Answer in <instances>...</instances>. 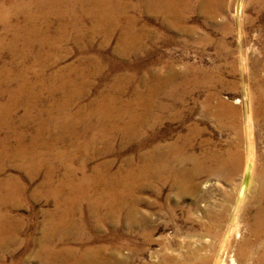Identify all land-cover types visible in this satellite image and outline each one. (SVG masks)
Wrapping results in <instances>:
<instances>
[{
    "label": "rangeland",
    "instance_id": "rangeland-1",
    "mask_svg": "<svg viewBox=\"0 0 264 264\" xmlns=\"http://www.w3.org/2000/svg\"><path fill=\"white\" fill-rule=\"evenodd\" d=\"M25 1L17 0L15 4L20 6ZM143 1L145 0H123L121 3L124 7L121 9L125 12L120 19L127 21L129 17H135L138 36L144 30L150 33L149 36L146 35L145 41H141L143 49L129 53L128 56L117 51L120 31L107 44L102 43V34H96L92 44H87L85 40L77 44L73 37L81 34L73 31L70 26L62 33L55 16L57 11L48 12L52 21L50 31L46 34L47 30L42 27L39 33L48 35V42L57 48L56 53L61 59L50 65L41 77H37L34 71L24 74L27 83L36 87L32 94L39 96L42 102L31 110L29 116L25 113V101L18 99L21 100L20 104L10 117L13 119L10 125L12 127L1 124L0 129V138L14 133L13 137L8 142L3 140L6 141L3 144L0 142V150L15 147L16 131L24 133V144L35 133L38 109L46 117L44 110L54 102L46 87L52 85L56 88L58 78L69 74L66 70L58 69L63 64H75L83 57L100 56L103 59V71L92 75L94 83L76 104H93L99 90L111 85L115 76L129 78L124 74L131 73L134 77L131 83L141 77L150 81L151 70L165 75L169 72V67H173L177 72L170 75L171 82H179L184 78L188 80L184 88L180 87L176 91L180 96L179 100L175 101L167 95L170 93L167 84L162 87L159 99L153 109H150L152 115L160 114L156 123L147 127L142 136L125 142L117 133L114 134L112 151H104L102 143L97 140L95 150L91 147L87 149V153H100L89 159L85 172L91 174L93 165L110 161L109 169L116 175L115 172H124L129 166H141L143 161L140 155L147 154L151 147H165L172 143H179L177 145L182 152L175 151L178 156L187 158L183 163L186 169L193 167L195 163L192 159L202 158L204 152L213 151L222 157L226 150L242 155L240 168L233 172L224 168L200 170L191 177L193 187L174 182L173 179H179L180 175L166 168L150 180L145 177L136 178L133 183H123L118 188L126 192L128 197L120 207L117 205L119 211L115 222L89 217L87 203L83 201L79 205L81 209L76 207L79 211L74 214L68 236L61 242L57 239V233L51 238L55 239L53 242L59 248H71L74 254L85 248L95 249L98 245L110 242L124 246L121 254L132 252L128 248L130 246L137 247L133 261L136 263L157 264L163 256L168 255L176 258L179 255L189 257V251L194 257L197 245L211 243L216 249L213 255L219 251L220 258L223 257L221 264H264L260 260L264 250V170H260L264 168V0H220L219 8L212 17L199 6L203 0H189V6L184 12V24L189 30L167 28L157 16L143 11ZM64 4L59 2L48 5L59 8L58 12H63V7L70 9L74 6V11L82 13L85 10L82 6L86 7L67 1ZM38 5L39 9H45L42 4ZM34 9L33 12L36 13L35 6ZM63 14L68 17L66 12L60 15ZM12 15L7 14L10 18L14 17ZM18 15L23 18V13ZM119 23L117 29L121 21ZM1 29L0 27V66L13 65L9 76L12 79L6 81L0 78V85L8 90L16 88L23 80V77L16 76V69L22 64L29 65L33 70H37L39 66L34 63L32 54L24 58L14 57V49L9 42H14L15 49L20 50L25 49L26 44L21 36L10 41L12 33L9 32L4 37ZM20 32L19 34H23L22 30ZM65 35L67 36L64 37ZM45 49L48 51L49 48ZM54 73L59 74L57 80L42 78ZM37 80H42L41 84ZM132 88L133 84H129L121 98L132 96ZM7 90L0 95L1 101L8 99ZM61 94V90L54 89L53 95L59 97ZM165 98L177 103L160 110V105L167 101ZM230 107L236 108L234 115L229 113ZM92 108L87 111L94 112ZM84 111L86 110L82 112ZM87 124L88 120L85 118L60 121L55 125L45 126L42 134L37 136L36 140L43 141L41 145L37 143V152L45 158L46 163L50 161L53 164L54 179L57 180L64 173L59 153L76 151L86 138H97L99 135L102 123L96 116L91 117L89 126ZM12 130L13 133L10 132ZM184 139L188 140L186 145H183ZM83 152L82 149L78 150L73 163L75 167L83 158ZM174 156L172 152L171 157ZM201 161L206 164V161ZM15 163L8 162L2 173L5 177L19 178L17 186H20L22 193L8 202H0V212H3L0 220V264L56 263L53 259L44 260L40 254L46 212L55 208L53 197L45 195L47 198L38 191L46 166L40 167L32 175L28 169ZM130 206L136 208L133 213L130 212ZM98 213L104 214V209ZM145 233H151L152 241L149 243L143 241ZM245 240L248 245L246 248L243 246ZM241 247L246 251L245 255L236 256ZM214 259L212 257L208 264H214Z\"/></svg>",
    "mask_w": 264,
    "mask_h": 264
},
{
    "label": "bare ground",
    "instance_id": "bare-ground-1",
    "mask_svg": "<svg viewBox=\"0 0 264 264\" xmlns=\"http://www.w3.org/2000/svg\"><path fill=\"white\" fill-rule=\"evenodd\" d=\"M16 1L17 0H0L1 30L3 31L4 37L9 32L12 33L10 41L12 39L14 40L18 36H21V39H23V42L26 44V48L20 50L15 49L16 47L14 42H9V44L14 49L12 52L14 57L24 58L29 54H32L34 63L38 64L39 67L37 70H33L29 65H25L24 63L21 65V67L16 69L17 78L23 77L21 78L23 80H21L16 88H9L7 90L3 87V85H0V95L6 90L8 92V99L6 101L0 100V129L1 124H5L8 128L12 127L10 125H12L13 119L10 117H12V113L18 108L20 104L21 100L19 101L18 99L22 98L23 101H25L27 105L25 108V113H27L29 116L31 110L35 107H38V105L42 102L39 96L32 94L33 88L36 87H34V84L27 83L28 81L24 78V74L27 71H34L37 77H41L44 75L45 70L50 67V65L61 59V57H59L56 53L57 48H54V45L48 42V35L45 36L47 32L50 31V25L52 21L51 16L49 15L50 13L48 12L51 10L52 12L57 11L55 16L58 18L59 29L62 31V33L68 26H70L73 31L75 30L81 34L80 36L73 37L74 42L77 44H80L81 40H85L84 42L87 44L94 43L96 34H102V43L104 42L107 44L112 39V37L116 35V32L120 31V41L117 42V51H119L122 55L128 56L129 53H134L139 49H143V44L141 41H145L146 35L149 36L150 34L149 31L146 32L144 30L143 32H140L141 36H138L139 33L136 29L137 18L129 17L127 21L120 19V16H122L125 12L123 9H121L124 8L123 5H121L123 0H26L24 3L20 4V6L15 4ZM64 1H67L68 3L72 2L73 5L76 3L80 6L81 4L85 5L86 7L82 6V9L85 10L82 13H78L73 10L74 6H71V10L63 7L61 11L66 12L68 15V17H64V14L60 15L63 12H58L60 11L59 8L56 9L53 8V6L51 7V5H48L49 3L59 2H63L64 4ZM220 3V0H203L200 2L199 6L209 14V17H212L218 10ZM5 4L7 6H5ZM38 4H42L45 9H39ZM45 4L47 5L45 6ZM34 6L37 9L36 13L33 12L35 10ZM48 6H50L49 9H47ZM64 6L66 5L64 4ZM188 6L189 0H145L141 5L143 11L157 16L167 28H175L178 30H189L188 26H185L184 24L186 20V15L184 12ZM16 8L18 9L16 10ZM16 11L18 14L23 13V18L20 17V19L19 15L16 14ZM9 13L11 16L14 14V17H8L7 14ZM42 13H44L43 16H40ZM86 18L89 20L87 21ZM119 21H121V25L119 26V29H117L118 24H120ZM42 27L47 30L45 31L46 34L44 36L43 34L39 33L42 31ZM21 30L23 34H19L21 33ZM66 36L67 35L64 37ZM50 37H52V35ZM46 47L49 48L48 51H46ZM12 66L13 65L11 64H3L0 66V78L6 79V81L9 79L10 81V79H12L9 77L13 71ZM103 67V59H101L100 56H96L95 58L83 57L80 58L75 64H63L61 68H58L61 70H66L69 74H64L63 78L62 76L58 78L59 81L56 88H54L52 85L46 87L50 97L54 100V102L49 104L48 108L44 110L46 117H43L42 110L38 109V126L35 133L30 135L28 142L24 144V133L16 131L14 135L16 138L15 147L11 150H0V202H8L13 198L15 199V197H18L20 193H22L20 186H17V183L19 184V178L2 176V173L8 162L15 161L17 164L28 169L32 175H35L36 171L40 167L46 166L44 179L40 188H38V191H40L43 196H52L55 202V208L46 212V221L44 225L42 243L40 245V254L41 257L46 261L47 259H53L54 261H57L56 263L52 262L51 264H149L133 262L134 254L137 253V247L134 248L130 246L128 248L132 252H123L121 254L124 246L120 244L118 246V244L110 242L98 245L95 249L85 248L84 251L74 254L73 249L71 248H59L57 243L53 242L55 239L52 240L51 236L53 237V235L57 233V239L59 242L68 236V232H71V224L73 223L72 219L78 210L76 207L78 206V208L81 209L79 205L83 201H86L87 203V212L89 217H92L93 219L96 218V220L101 221L110 219L115 222L118 216L117 211H119L117 205L120 207L125 202L126 197H128L126 192L122 191L121 189L120 192L118 188L122 186L123 183H133L136 178L145 177L146 179L150 180V178L157 176L164 168H166L169 171L171 169L174 174L180 175L179 179H173L174 182L183 184L185 187H193V184L191 183V177L198 174L200 170L206 168H224L233 172L239 169L241 166L242 155L239 156L238 153L229 152L226 150L222 153V157H219V154L216 152L207 151L202 153V158L192 159L195 165L186 169L183 166V163L187 161V158H184V156H178L176 152H182V150L177 145L179 143H172L165 147L158 145L153 146L147 152V154L140 155V158H142L143 161L141 166L134 168L129 166L127 167L126 171L122 172V170H120V172H115L117 173L115 175L111 173V170L109 169L111 162L108 161L93 165L91 167V174H87L85 170L88 166L89 159L100 153V151H94L92 154L87 153V149L93 147L95 150V143L97 144L98 140L99 143H102L104 151L114 150L113 137L116 133L121 137V139L123 138V142L130 140L133 137L142 136L147 130V127L151 126L153 122L156 123V121L159 119L160 114L152 115V111H150V109H153L156 100L159 99V93L162 87L167 84L170 87V93L167 95L177 101L179 100L180 96L176 91L180 90V87L184 88L188 83L187 78H184L179 82H171L170 75L172 73L175 75L177 72L173 67H169V72L165 75H163L160 71L155 72L151 70L150 81H147L141 77L137 81L134 80V83H131L134 78L133 74H124L129 76V78L115 76L111 85H107L104 89H98L99 92L96 95L93 104H76V101L85 96V94L88 93V89L91 88V85L94 83V80L91 79L92 75L103 71ZM53 72L60 73L56 71ZM55 73L50 77L42 78L52 81L57 80L56 77H58L59 74ZM41 81L42 80H37L38 83ZM129 84H133V95L122 99L121 95L126 93V87L129 86ZM54 89L55 91L56 89L62 91V94L60 95L61 97H56L53 95ZM165 99H167V101H164V103L160 105V110L173 107L177 103H174L172 100L169 102V98ZM89 108H92L95 111H87ZM83 110L86 111L82 112ZM235 112L236 108L230 107L229 113H233L234 115ZM230 114L227 115L231 116ZM93 115L97 117V120L100 123H102L99 135L97 138L93 136L86 138L83 144L79 145V148L76 151L59 153V161L61 162V166L64 169V173L57 180L54 179L55 173L53 164H51L50 161L46 163L45 158L41 157V155L37 152V146L40 143H43L41 139L36 140L37 136L39 137L40 134H42L41 131L45 126L55 125L60 121L68 122L69 120L76 121L77 119L85 118L88 120L87 125L89 126V120ZM234 117L235 116H233V118ZM233 121L236 123L235 118ZM10 132L13 133L14 131L12 130ZM13 134H8V136L6 135L0 138L1 144H3V142L5 143L6 141L8 142L10 138L13 137ZM72 134H74L73 131ZM187 143L188 140L184 139L183 145H186ZM81 149L84 151V156L77 167H75L73 163L76 160L78 150ZM172 152L175 154L174 157H171ZM166 157L167 160H165ZM201 160L206 161V164ZM180 164H182V166ZM248 167H250V164ZM260 170L263 172L264 168H261ZM121 174H124V176ZM97 187H100L101 189L96 191ZM66 190H68L67 193ZM1 191L4 192L1 193ZM132 202H135V200ZM127 207L128 205L126 204L125 208ZM101 209H104V214L99 215L98 212ZM130 209L131 213L136 210V208L132 206H130ZM2 215L3 212H0V220ZM151 237V233H145L143 241L145 243H149L152 241ZM216 237L218 238V236H215V238ZM130 240L131 239H129L128 242H130ZM226 240L228 241V238ZM204 241L206 240L204 239ZM227 241L225 243H227ZM246 242V240L243 242L245 243L243 245L244 248L248 246ZM202 244L197 245L195 248L196 250L194 251L196 252V255L194 257L189 251V257L179 255V257L176 258L174 256L168 255L167 257L163 256L160 262H156H158L157 264H208L211 262L212 257H214V264H221L220 261H223V257L220 258L221 253L218 251L217 254L215 253L213 255V251L216 250L214 249L215 245L213 246L211 243L209 245ZM242 249L237 251L236 256L241 257L242 255H245L246 251ZM262 251L263 257L260 258V260L264 261V250Z\"/></svg>",
    "mask_w": 264,
    "mask_h": 264
}]
</instances>
